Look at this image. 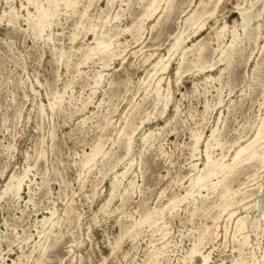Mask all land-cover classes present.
<instances>
[{
  "label": "rangeland",
  "instance_id": "rangeland-1",
  "mask_svg": "<svg viewBox=\"0 0 264 264\" xmlns=\"http://www.w3.org/2000/svg\"><path fill=\"white\" fill-rule=\"evenodd\" d=\"M9 1L0 0V190L3 189L7 178L11 174L20 175L27 169L29 173L22 185L21 198L16 200L17 197L9 193L0 200V264H13V260L17 264H103V262H106L105 264H182V257L201 234L202 229L205 226L213 229V218L218 215L220 206L224 203V199L217 198L218 190L213 195L210 194L205 200L203 198L201 200V197L194 192L187 199V204L184 201L170 212L165 211L163 217L166 218H163V221L167 224L169 232L164 249V251L166 250V259L158 258L156 260L151 255L160 246L159 235L156 226L153 225L149 227L148 224L147 226L144 224L131 234L126 233L127 236L123 234V240L121 239L120 245L118 244L119 247L114 246V243L121 236V231L132 220H138L141 215L151 211V208H162L171 196L184 193V187L188 185L189 174L194 173L191 172L190 163H197V167H203L202 143L199 145V152L196 153V157L191 158L190 147L193 143L192 134L194 132L200 131L199 133H202L203 142L210 134V130L217 127L219 140L225 143L223 153L227 154L228 146L232 141L240 138V142L244 143L245 140L253 139L264 130V87L262 86L264 83V49L261 47L264 45V10L262 15L256 18L257 20L254 19L247 27V33L254 36L256 23L261 24L258 31L260 33L258 41H253V39H247L241 28L238 27L241 23L239 10L249 8L248 2L252 0H244L246 3L242 0H222L217 8L218 10L212 17L207 18L208 15L201 17V20L205 21L204 29L195 32L184 24V19L195 10L201 12V9L198 8L201 0H173L169 14L163 12L162 9H158L156 14H153L154 16L144 18L143 23L139 22V18L141 19L143 9L149 0H113V7L105 6L107 0H98L99 3L93 0L87 12L88 16L83 20L85 23L89 22L88 25L82 23V25L77 26L76 22H79L80 11L83 10L86 4L88 5V0H81V4L79 3L72 12L69 10L64 13L61 10L54 18L55 23L51 28H47L42 37H39L28 27L24 19L28 15L30 17L35 16L34 6L32 4L28 5L25 0ZM36 1L38 3L42 1L41 3L46 4L45 0ZM214 1L210 0L206 9H211ZM262 2V0L256 2L252 10H260ZM10 6H14V12L17 15L15 24L7 22ZM165 6L164 2L161 3L162 8ZM239 7L241 8L239 9ZM138 9L140 10L138 11ZM115 14L118 15L116 20L118 23L112 18ZM90 15L93 16L90 17L91 19L89 18ZM107 17L110 24L107 23L105 28L112 29L108 34L112 35L114 32L119 31L120 37L118 38V35L114 36L115 38L112 37V40L114 38L113 43L115 46L116 41L121 44L119 46L121 50L117 49V53L120 52L119 56L121 57H114V61L111 60L112 63L108 61V66L101 68L97 56L86 60L84 59V53L88 47L95 45L92 43L94 34L90 30L91 25H96L95 30L97 29L98 32L101 29V25L98 24H101ZM134 22L135 24H132ZM224 22L227 24V31L223 43L228 44L230 42V32L233 27L237 28L241 41L228 60L220 61V57H222L220 52L214 51L217 49L215 32L217 27H220ZM130 23L132 25L128 28ZM58 24L59 26H57ZM143 24L145 27L142 26ZM71 25L72 27H70ZM86 25L90 27L87 28ZM110 25L113 27L115 25V30ZM139 25L141 26L142 37L139 40L141 42L138 41V43L131 36L135 32L134 29ZM118 27L119 29H117ZM127 28V33L123 34L126 31H122V29ZM143 29L144 31H142ZM130 30L131 34H129ZM50 31V39H46V34ZM111 31L112 33H110ZM180 31H184L185 36L189 34L188 40L184 43L185 46H191L201 38L199 41L205 47L199 62H197L194 53L186 55L187 59L185 58L186 62L182 65L180 78H177L175 74L180 60V52L173 55L168 70L159 74V77H163L161 81L162 93L166 95L167 88H169L171 95V100L167 108L164 109L162 103L155 105L152 94L143 91L145 85H141L140 80L150 68L152 60L159 57V55L167 54V49L170 47L175 33L177 34ZM71 35L76 36L74 41H71ZM82 40H84V43H82ZM71 42L74 44L72 45ZM126 49L127 51H125ZM147 53L153 54V57L150 62L143 63V57L147 56ZM195 65H203L205 68L197 69ZM97 71H101L103 78L102 83L95 87L92 77ZM206 76H209L208 80ZM203 81L204 83H202ZM63 87H66V89ZM219 98L222 99V103L217 104ZM52 99L55 101L56 106L51 109L48 105ZM88 99L90 102L83 108L82 104ZM175 105L178 106L177 110H174ZM41 107L43 111L39 112ZM76 109L78 112H74ZM129 112L132 114L131 116ZM103 116H105V119L101 120L104 118ZM127 120L131 122V129L135 126L138 129L134 132L132 152L127 158L123 159L126 140L124 136L121 137V134L118 135L117 133ZM108 121L109 124L106 126ZM141 121L146 123L141 124ZM130 128L128 131H130ZM148 132L152 133L150 143L153 146L140 144L142 143L140 137ZM91 138L93 139L91 140ZM99 140L103 142V149L107 155L103 158L98 156L95 158V162L93 161L86 168L82 167L83 155L90 152ZM87 145H90V147ZM121 145L124 147H120ZM147 147L149 148L147 149ZM212 153L216 156L221 153V150L215 148ZM231 153L232 150L229 154ZM129 160L132 163L128 168ZM252 167L246 165L240 167L239 173L232 178V180L235 179V182L230 181V188L236 192L237 195L234 197L237 201L241 196V192L243 193L245 190L247 193L250 192L249 188L256 189L259 187L258 195L255 194L251 199L240 203L241 205L235 204L230 209L237 211L234 217L245 215L247 212L248 223L245 234L248 235L249 248L245 249L243 257H249V253L253 252L254 258L264 264V256L262 255L264 254V182L262 181L264 180V170L261 169L260 172L257 168L255 170V167ZM126 168L128 172L125 177L119 178L120 186L118 190L120 191L117 190L114 196L111 197V201L109 197L110 182L113 175L115 172L123 171ZM86 170H88L87 173ZM251 173L257 175L256 182L251 181V176H253ZM132 175L136 178H133ZM130 178L133 179L130 180ZM76 179H80V182ZM70 180L71 182H69ZM122 188L123 190H121ZM28 190L30 191L27 193ZM95 194L97 197H95ZM202 194L205 195L206 191L202 190ZM192 198L196 201L189 204L188 202H191ZM248 203L253 207L251 206L252 208L247 211L244 209V205ZM67 204L71 205L72 213L69 211ZM63 209L64 213H62ZM53 210L55 212L54 219L58 218L59 224L51 232H48L45 238L39 237L40 221L43 217L49 216L50 211ZM65 211L70 216H67ZM73 213L76 214L75 217ZM139 213H141L140 216ZM225 217L226 213L221 215L220 221L218 220L219 228L216 230L218 237L214 235L211 241L207 239L203 242V245L207 244V247L204 246V251L211 252L209 264H232L238 259L239 253L235 246L236 243L233 242L230 236L232 235L233 222L228 224L227 235H225L223 228ZM70 219L74 221L70 223ZM255 219H263L260 220L263 228L260 227L258 231L253 228L254 224L251 226ZM153 228L154 230H152ZM142 229H144L145 234ZM199 229L201 230L199 231ZM3 233L6 234L3 235ZM53 235L54 238H52ZM2 239L5 241L3 242ZM39 257L41 261L34 263L35 259ZM199 261L196 258V263H199Z\"/></svg>",
  "mask_w": 264,
  "mask_h": 264
},
{
  "label": "bare ground",
  "instance_id": "bare-ground-1",
  "mask_svg": "<svg viewBox=\"0 0 264 264\" xmlns=\"http://www.w3.org/2000/svg\"><path fill=\"white\" fill-rule=\"evenodd\" d=\"M9 1V0H8ZM20 1V0H19ZM26 2H27V4L28 5H30V4H32L33 6H34V8H35V11H36V14H35V16H32V17H30L29 15L26 17V18H24L25 19V21H26V23H27V25H28V27L31 29V30H33V32L35 33V35L36 36H39V37H42V34L44 33V31L47 29V28H51V26L53 25V23H55L53 20H55L54 18H56L57 17V15H58V13L61 11V10H63L64 11V13H65V11H69V10H71V12L77 7V5L80 3V1L81 0H45L46 1V4H43V3H41V2H37L36 0H25ZM45 1H43V2H45ZM85 1H87V0H85ZM92 1L93 0H88V5L86 4V6H84V8H83V10L82 11H80V13H79V22H76L77 23V26H80V25H82V23H85V22H83V20L88 16L87 15V12H88V10H89V7H91L90 6V3L92 4ZM97 2H98V0H96ZM117 1V0H116ZM116 1H115V3H116ZM172 1L173 0H149L147 3H146V5H145V7H144V9H143V12H142V14H141V19L139 18V22H141V23H143V19L144 18H150L153 14H156V11L158 10V9H162L163 10V12L165 11L167 14H169V11L171 10V3H172ZM242 1H244V0H242ZM258 1H261V0H252V1H250V2H248L249 3V8L247 7V8H242L241 10H239V15H240V20H241V23H240V25L238 26V27H240L241 28V30H242V32H243V34L245 35V37L247 38V39H253V41H258L257 39H258V37H259V29H260V26H261V24L259 23H256L257 25L255 26V28H256V33H255V35L254 36H250L248 33H247V27L252 23V21L254 20V19H256V18H259L261 15H262V12H263V10H264V0H262L263 2V4H261V8H260V10H258V11H254V10H252L253 8L252 7H254L255 5H256V2H258ZM165 3V7L164 8H162L161 7V3ZM222 2V0H215L214 2H213V5H212V7H211V9H206V7L208 6V4L210 3V0H206V1H204V0H201L200 2H199V4H198V8H200L201 9V12H198L197 10H195V11H193V12H191L190 14H189V16L188 17H186L184 20H185V25L189 28V29H193L192 31L193 32H195V31H200L204 26H205V21H203V20H201V17L203 16V15H208V17L207 18H210V17H212L213 15H214V13L216 12V10H218L217 8H218V6L220 5V3ZM245 3H246V1H244ZM9 3H10V1H9ZM13 3V2H12ZM22 3V2H21ZM20 3V4H21ZM84 3V2H83ZM93 3H95V2H93ZM99 3V2H98ZM112 3H113V0H107V3H106V7H109V6H112ZM141 3V2H140ZM20 4H19V6H20ZM81 4V3H80ZM97 4V3H96ZM145 4V3H144ZM191 4V3H190ZM237 4H239V3H237ZM236 4V5H237ZM255 4V5H254ZM7 5V4H6ZM15 5V4H14ZM125 5V4H124ZM243 5V4H242ZM95 6V5H94ZM104 6V7H105ZM121 6V5H120ZM238 6V5H237ZM93 7V6H92ZM103 7V8H104ZM113 7V6H112ZM234 7L236 8V6L234 5ZM233 7V8H234ZM242 7V6H241ZM241 7H239V9L241 8ZM21 8H22V5H21ZM143 8V7H142ZM82 9V8H81ZM94 9V8H93ZM102 9V8H101ZM105 9V8H104ZM109 9V8H108ZM118 9V8H117ZM14 10H15V8H14V6L12 7V6H10L9 7V11H8V18H7V22H9V23H12V24H15L14 22L16 21V19H17V15H16V13L14 12ZM97 10V9H96ZM100 10V9H99ZM103 10V9H102ZM120 10V9H119ZM140 9H138V11H139ZM236 11H237V9H236ZM236 11H234V12H236ZM78 12V11H77ZM96 12V11H95ZM107 12V11H106ZM121 13H122V11H120ZM110 13H111V11H110ZM185 13V12H184ZM20 14V13H19ZM67 14H68V12H67ZM78 14V13H77ZM90 14V13H89ZM92 14V13H91ZM112 14V13H111ZM69 16H70V14H68ZM20 16V15H19ZM18 16V17H19ZM22 16V15H21ZM67 16V15H66ZM92 15H90L89 16V18L91 17ZM109 16V15H108ZM136 16V15H135ZM154 16V15H153ZM4 17H5V15H4ZM68 17V16H67ZM75 17V16H74ZM73 17V18H74ZM77 17V16H76ZM93 17V16H92ZM97 17L98 18H100V16H98L97 15ZM103 17V16H102ZM180 17V16H179ZM21 19L23 18V17H20ZM112 18H114V20L116 21L117 20V18H118V15L117 14H115V16L114 17H112ZM135 18H137V17H135ZM159 18V17H158ZM59 19V18H58ZM57 19V20H58ZM71 19V18H70ZM91 19V18H90ZM89 19V20H90ZM96 19V18H95ZM104 19V18H103ZM203 19V18H202ZM1 20V19H0ZM68 20V19H67ZM87 20V19H86ZM119 20V19H118ZM146 20H148V19H146ZM180 20V19H179ZM257 20V19H256ZM88 21V20H87ZM95 21V20H94ZM102 21V20H101ZM134 21V20H133ZM132 21V22H133ZM206 21H207V19H206ZM224 21V20H223ZM117 22V21H116ZM136 22H137V20H136ZM1 23V22H0ZM58 23V22H57ZM60 23V22H59ZM62 23V22H61ZM72 23H74V22H72ZM87 23V22H86ZM85 23V24H86ZM89 23V22H88ZM88 23H87V25H88ZM90 23L92 24V22L90 21ZM107 23H109V19H108V17L104 20V21H102V23L101 24H98V25H101V29H99V31L97 32L96 30H95V28H96V25H91V27H90V30H92L93 31V34H94V39H93V37H92V39H93V42L92 43H94L95 45L93 46V47H88L87 48V50H85L86 52L84 53V59H89L90 60V58L91 57H94V56H97V58H98V63H100L101 64V68H105V67H107L108 66V61H110L111 62V60H112V62L114 61L113 59H114V57H116V56H119L120 54V52L119 53H117V49L119 48V46L121 45L118 41H116V46H115V44L113 43L114 41V36H117L118 35V38L120 37L119 36V31H117V32H114L112 35H110V34H108V32L110 31V30H112L111 28L109 29H106L105 28V25L107 24ZM112 23H114V22H112ZM118 23V22H117ZM110 24V23H109ZM132 24H135V22L134 23H132ZM131 23H130V26L128 27V28H130L131 27V25H132ZM157 24V23H156ZM155 24V25H156ZM17 25V24H16ZM15 25V26H16ZM61 25V24H60ZM63 25V24H62ZM86 25V26H87ZM118 25V24H117ZM14 26V27H15ZM57 26H59V24L57 25ZM111 26V25H110ZM142 26H144V24L142 25ZM154 26V25H153ZM20 27V26H19ZM67 28H68V26H66ZM70 27H72V25L70 26ZM88 26H87V28H89ZM100 27V26H99ZM109 27V26H108ZM111 27H113V26H111ZM120 27V26H119ZM119 27L117 28V29H119ZM133 27V26H132ZM145 27V26H144ZM58 28H60V27H58ZM62 28H63V26H62ZM86 28V27H85ZM114 30H115V25H114ZM128 28L127 29H122V31H126V32H122L123 34H125V33H127V31H128ZM20 29H22V28H20ZM25 29H26V27H25ZM73 29V28H72ZM152 29V28H151ZM204 29V28H203ZM262 29V28H261ZM24 30V29H23ZM61 30V29H60ZM78 30V29H77ZM77 30H76V32H77ZM84 30V29H83ZM89 30V31H90ZM132 30V29H131ZM131 30H130V33L129 34H131ZM135 32H133L132 33V36H131V38L133 37V40H135V42H138L139 40H141L140 38L142 37L141 36V26L139 25V26H137L135 29ZM182 30V29H181ZM17 31V30H16ZM20 31V30H19ZM22 31V30H21ZM30 31V30H29ZM88 31V32H89ZM121 31V30H120ZM142 31H144V29L142 30ZM226 31H227V24L224 22L220 27H217V29H216V32H215V39H216V41L215 42H217V49H215L214 51H219L220 52V56H222V57H220V61H225V60H228L229 58H230V56L232 55V52L234 51V49H235V47L240 43V41H241V39H240V36H239V34H238V30H237V28L236 27H233V29H231V39H230V42L228 43V44H224L223 43V38H224V36H225V33H226ZM177 32V31H176ZM186 32V31H185ZM58 33V32H57ZM66 33H68V32H66ZM70 33V32H69ZM74 33V32H73ZM72 33V34H73ZM83 33H84V31H83ZM90 33V32H89ZM110 33H112V31L110 32ZM187 33H189V32H187ZM64 34V33H63ZM193 34V33H192ZM32 35V34H31ZM50 35H51V31L48 33V34H46V39H50ZM65 35H67V34H65ZM83 35V34H82ZM85 35V34H84ZM69 36V35H68ZM86 36H87V34H86ZM196 36V35H195ZM72 37V38H71ZM71 41H74L75 40V38H76V36L75 35H71ZM82 37V36H81ZM112 37H114L113 38V40H112ZM144 37V36H143ZM210 37V36H209ZM226 37V36H225ZM264 37V36H263ZM64 38V37H63ZM67 38V37H66ZM85 38V37H84ZM83 38V39H84ZM117 38V39H118ZM188 38H189V34L188 35H184V31H180V32H178L177 34L175 33V35H174V37H173V41H172V43H171V45H170V47L167 49V56L166 55H163V56H161V55H159V57H157L156 59H154V60H152L151 61V59H152V57H153V54H148L147 53V56L145 55L144 57H143V63H147V62H150V68L145 72V76L140 80V83H141V85H145L144 87H145V90H143L144 92H146V93H148V94H152L151 96L153 97V101H154V103H155V105H160V103H162V105H163V107H164V109H166L167 108V106H168V104H169V102H170V100H171V95H170V90H169V88H167V94L166 95H164L163 93H162V87H161V81L163 80V77H159V74H161V73H164V72H166L167 70H168V68H169V66H170V62H171V59H172V57H173V55L176 53V52H180V60H179V63H178V67H177V69H176V72H175V74H176V76H177V78H180L181 77V74H182V72H181V69H182V65L186 62V60H185V58H186V55L188 54V53H194L195 55H196V57H197V62H199V61H201V57H202V54H203V49H204V47H205V45H202L201 44V42L199 41V40H201V38L198 40V42L197 43H193L191 46H185L184 45V43H185V41L186 40H188ZM212 38V37H211ZM61 39V38H60ZM35 40V39H34ZM56 40H57V38H56ZM38 41V40H37ZM42 41V40H41ZM44 41V40H43ZM49 41V40H48ZM47 41V42H48ZM57 41H59V40H57ZM79 41V40H78ZM77 41V42H78ZM84 40H82V43H84L83 42ZM91 41V40H90ZM126 41V40H125ZM209 41V40H208ZM134 42V41H133ZM139 42H141V41H139ZM138 42V43H139ZM210 42V41H209ZM264 42V41H263ZM49 43V42H48ZM72 43V42H71ZM88 43H89V41H88ZM91 43V44H92ZM122 43V42H121ZM137 43V44H138ZM211 43H212V41H211ZM258 43V42H257ZM35 44V43H34ZM54 44H55V42H54ZM56 44H58V43H56ZM67 44V43H66ZM69 44V43H68ZM74 43H72V45H73ZM77 44V43H76ZM90 44V45H91ZM123 44V43H122ZM126 44V43H125ZM134 44H136V43H134ZM79 45V44H78ZM127 45V44H126ZM190 45V44H189ZM256 45V44H255ZM46 46V45H45ZM52 46H54V45H52ZM65 46V45H64ZM70 46H71V44H70ZM79 46H81V45H79ZM92 46V45H91ZM55 47V46H54ZM63 47V46H62ZM262 47V49H264V45L263 46H261ZM260 47V48H261ZM257 48H258V46H257ZM60 49V48H59ZM78 49V48H77ZM120 49V48H119ZM63 50V49H62ZM121 50V49H120ZM71 51V50H70ZM75 51V50H74ZM80 51V50H79ZM78 51V52H79ZM125 51H127V49L125 50ZM124 50H123V52H125ZM56 53V52H55ZM71 53V52H70ZM73 53V52H72ZM75 53V52H74ZM133 53V52H132ZM135 53V52H134ZM141 53V52H140ZM214 53V52H213ZM216 53V52H215ZM59 54V53H58ZM131 54V53H130ZM78 55H79V53H78ZM123 55V54H122ZM193 55V54H192ZM75 56V55H74ZM60 57V56H59ZM121 56H119V58H120ZM61 58V57H60ZM65 59V58H64ZM96 59V58H95ZM187 59V58H186ZM191 59H192V57H191ZM19 61V60H18ZM64 61V60H63ZM67 61H68V59H67ZM66 61V62H67ZM81 61V60H80ZM62 62V61H61ZM65 62V63H66ZM109 62V63H110ZM111 62V63H112ZM177 62V61H176ZM59 63V62H58ZM57 63V64H58ZM68 63H69V61H68ZM83 63H84V61H83ZM97 63V62H96ZM110 63V64H111ZM122 63V62H121ZM60 64V63H59ZM58 64V65H59ZM187 64V63H186ZM185 64V65H186ZM195 64V63H194ZM55 65V64H54ZM67 65V64H66ZM84 65V64H83ZM132 65V64H131ZM211 65V64H210ZM78 67V66H77ZM77 67H76V69H77ZM80 67H81V65H80ZM195 67H197V69H204L205 68V66H203V65H195ZM259 67V66H258ZM75 68V67H74ZM184 68V67H183ZM108 69V68H107ZM78 70H80V69H78ZM58 71V70H57ZM66 71V70H65ZM196 71V70H195ZM79 72H81V71H79ZM68 73V72H67ZM73 73V72H72ZM193 73V72H192ZM197 73V72H196ZM196 73H194V74H196ZM199 73V72H198ZM203 73V72H202ZM55 75H57V74H55ZM75 76V75H74ZM175 76V77H176ZM258 76V75H257ZM256 76V77H257ZM57 78H59V77H57ZM72 78H73V76H72ZM102 78H103V75H102V73H101V71H97L94 75H93V77H92V80H93V85L96 87V86H99L101 83H102ZM204 78V77H203ZM255 78V77H254ZM71 79V78H70ZM127 79H129V78H127ZM168 79V78H167ZM206 79L208 80L209 79V76H206ZM37 80V79H36ZM110 80V79H109ZM139 80V79H138ZM109 82V81H108ZM170 82V80L168 81V83ZM200 82V81H199ZM106 83H107V80H106ZM124 83V82H123ZM137 83H139V82H137ZM202 83H204V81L202 82ZM201 83V84H202ZM70 84V83H69ZM194 84V83H193ZM199 84V83H198ZM261 84V83H260ZM92 85V86H93ZM89 86V85H88ZM103 86V85H102ZM137 86V85H136ZM193 86V85H192ZM195 86H196V84H195ZM263 87H264V83H263V85H262ZM90 87H91V85H90ZM169 87H170V84H169ZM64 89H66V87H63ZM62 88V89H63ZM69 88V87H68ZM130 88V87H129ZM128 88V89H129ZM137 88V87H136ZM195 88V87H194ZM91 89V88H90ZM96 89V88H95ZM142 89H144L143 87H142ZM93 90V89H92ZM125 90V89H124ZM131 90V89H130ZM166 90V89H165ZM195 90V89H194ZM193 90V91H194ZM59 91V90H58ZM113 91V90H112ZM52 92V91H51ZM53 92H54V90H53ZM116 92H118V91H116ZM63 93H65L64 91H63ZM94 93V92H93ZM92 93V94H93ZM109 93V92H108ZM165 93V92H164ZM172 93V92H171ZM206 93V92H205ZM15 94V93H14ZM52 94V93H51ZM263 94H264V88H263ZM17 95V94H16ZM111 95V94H110ZM132 95V94H131ZM146 95V94H145ZM54 96V95H53ZM57 96V95H56ZM55 96V97H56ZM61 96H63V95H61ZM107 96V95H106ZM116 96V95H115ZM114 96V97H115ZM125 96V95H124ZM148 96V95H147ZM151 96H149V97H151ZM49 97V96H48ZM58 97V96H57ZM59 97H60V95H59ZM108 97H109V95H108ZM111 97V96H110ZM14 99H16V98H14ZM123 99H126V98H123ZM122 99V100H123ZM179 99V98H178ZM53 100V99H52ZM50 101L49 102V108H54L55 106H56V103H55V101L53 100V101ZM92 100V99H91ZM117 100V99H116ZM199 100V99H198ZM49 101V100H48ZM58 101V100H57ZM178 101V100H177ZM88 102H90L89 101V99L86 101V102H84L83 104H82V107L83 108H85L86 107V105L88 104ZM179 102V101H178ZM177 102V103H178ZM59 103V102H58ZM109 103V102H108ZM114 103V102H113ZM116 103V102H115ZM134 103V102H133ZM220 103H222V99L221 98H219L218 99V103L217 104H220ZM41 104V103H40ZM101 104V103H100ZM110 104V103H109ZM136 104V103H135ZM138 104H139V102H138ZM45 105V104H44ZM90 105V104H89ZM88 105V106H89ZM47 106V107H48ZM60 106V105H59ZM112 106V105H111ZM132 106V105H131ZM62 107H63V105H62ZM80 107H81V105H80ZM162 107V108H163ZM205 107V106H204ZM48 108V109H49ZM110 108V107H109ZM128 108H130V107H128ZM128 108L126 109V113H127V110H128ZM37 109V108H36ZM46 109V108H45ZM111 109V108H110ZM110 109H108V110H110ZM136 109V108H135ZM139 109V108H138ZM157 109V108H156ZM178 109V106H176L175 105V108H174V110H177ZM79 110V109H78ZM107 110V111H108ZM153 110H155L154 108H153ZM37 111V110H36ZM43 111V108L41 107L40 108V111L39 112H42ZM45 111V110H44ZM75 111H77V109L76 110H74V112ZM106 111V112H107ZM112 111V110H111ZM125 111V110H124ZM166 111V110H165ZM50 112V111H49ZM78 112V111H77ZM85 112V111H84ZM52 113V112H51ZM69 113V112H68ZM102 113H104V112H102ZM115 113V112H114ZM74 114V113H73ZM147 114V113H146ZM154 114V113H153ZM161 114V113H160ZM83 115V114H82ZM94 115V114H93ZM129 115L131 116L132 114H130V112H129ZM165 115V114H164ZM95 116V115H94ZM122 116V115H121ZM146 116H148V115H146ZM145 116V117H146ZM98 117V116H97ZM102 117V116H101ZM100 117V118H101ZM104 118L103 119H101V120H104L105 119V116H103ZM110 117V116H109ZM126 117H129V116H126ZM142 117V116H141ZM44 118V117H43ZM84 118V117H83ZM123 118V117H122ZM140 118V117H139ZM94 119V118H93ZM99 119V118H98ZM126 119V118H125ZM161 119V118H160ZM113 120V119H112ZM141 120V119H140ZM146 120V119H145ZM154 120V119H153ZM122 121H124V120H122ZM136 121V120H135ZM135 121H132L133 123L135 122ZM98 122V121H97ZM140 122V121H139ZM145 122V121H144ZM143 121H141V124L142 123H144ZM94 123H95V121H94ZM114 123V122H113ZM121 123V122H120ZM123 123V122H122ZM146 123V122H145ZM109 124V121L107 122V124H106V126ZM140 124V123H139ZM82 125V124H81ZM86 125H87V123H86ZM89 125V124H88ZM101 125V124H100ZM115 125V124H114ZM135 125V124H134ZM134 125H132V126H134ZM95 126H96V124H95ZM130 126H131V122H130V120H127V121H125L124 122V124H123V126L121 127V129L119 130V133H117L118 135L119 134H121V137H125V155H124V157H123V159H125V158H127V156L128 155H130V153L132 152V145H133V136H134V132H135V130H137L138 129V127L137 126H135L133 129H131L130 128ZM139 126V125H138ZM82 127V126H81ZM84 127V126H83ZM109 128H110V126H109ZM130 128V131H128V129ZM142 128V127H141ZM86 129V128H85ZM96 129V128H95ZM101 130V129H100ZM192 130H194V129H192ZM91 131V130H90ZM151 131V130H150ZM157 131V130H156ZM203 131V130H202ZM93 132V131H92ZM143 132V131H142ZM152 132H153V130H152ZM200 132V131H199ZM199 132H194L193 134H192V139H193V143L191 144V147H190V154H191V158L192 157H196V153L197 152H199V145L202 143V145H203V150H202V157H203V159H204V162H203V167H197V163H190V168H191V172H194L193 174H189L190 175V177H189V181H187L188 182V185L186 186V187H184V193L183 194H177V195H174V196H171L169 199H168V201H167V203L165 204V206H163L162 208H160V209H152L151 208V211H147L146 213H144L143 215H141L140 216V214L141 213H139V216H140V218L138 219V220H132V217H131V222H130V224L128 225V226H126V228H124L123 229V231H121L122 232V234H121V236L119 237V239L114 243V246H118V244L120 245V242L123 240L122 238V236H123V234H125L126 235V233H128V234H131L132 232H134L136 229H138L139 227L141 228V226H143L144 224H146V226H147V224L149 225V227L151 226V225H153V226H156V231L158 232V235H159V238H158V241H160L159 243H160V246L155 250V252L154 253H152L151 255L152 256H154V259H158V258H160V259H166V250L164 251V249H165V247H166V242H167V236L169 235V232H168V229H167V224L165 223V221H163V218H166V217H163V215H164V213H165V211H171V210H173V209H175L177 206H180L179 204L180 203H183L184 201H185V203L187 204V199L189 198V197H191V195L195 192L196 193V195H198L199 197H201V200H202V198L205 200V199H207L208 197H209V195L211 194V195H213L214 193H215V191H217L218 190V192H217V198H220V199H224V203L220 206V205H218V206H220V210H219V213H218V215L217 216H215L214 218H213V224H212V226H213V229H210V227H206L205 226V228L204 227H202V228H204V229H202V232H201V234H199V232H198V234H199V236L194 240V242L192 243V245H191V247L186 251V253H185V255L182 257V259H181V262H182V264H209V262L211 261V252H206V251H204V246H206L207 247V244L206 245H203V242L205 241V240H212L213 239V237H214V235H216V230H218V228H219V224H218V220L220 219V217H221V215L222 214H224V213H226V217H225V223H224V225H223V228H224V232H225V235H227L226 233H227V230H228V224H231V222H233V229H232V235H230L231 236V238H232V240H233V242H235L236 243V249H237V251H238V253H239V256H238V259L237 260H235L232 264H261V262L260 261H258V260H256L255 258H254V256H253V252H250L249 254V257H243L244 256V251H245V249H247V247L249 246V239H248V235L247 234H245V231H246V229H247V218H248V216L246 215L247 214V212H246V214L244 215H241V216H236V217H234L236 214H237V211H232L230 208L231 207H233L235 204H239V205H241L240 203H242V202H244V201H246V200H248V199H251V197L253 196V195H255V194H257L258 192H259V187L258 188H253V189H251V188H249L250 189V192H248L247 193V191L245 190V192H241V196H240V198L238 199V201L235 199V197L234 196H236L237 194H236V192H234V190L232 191L231 190V188H230V181L232 180V178L237 174V173H239V169H240V167H242L243 165L245 166H253V167H255V170H256V168H257V170H261V169H263L264 170V130L263 131H261L257 136H255L253 139H250V140H245V142L244 143H241L240 142V138H238V139H236V140H234V141H232L231 143H230V145L228 146L229 148H228V150H227V154H224L223 153V151H225V150H223V148L225 149V143L224 142H221L220 140H219V132H218V128L217 127H214V128H212L211 130H210V134L204 139V141L202 142V138H203V135H202V133H199ZM10 133V132H9ZM12 133V132H11ZM156 133V132H155ZM191 133H192V131H191ZM101 134V133H100ZM151 132H148V133H145V134H143L141 137H140V142H142V143H140V144H143V145H149V146H153L152 145V143H150V138H151ZM114 135V134H113ZM112 135V136H113ZM118 135H116V136H118ZM154 135V134H153ZM152 135V136H153ZM220 135H222V134H220ZM99 136V135H98ZM111 136V137H112ZM99 137H101V136H99ZM110 137V138H111ZM119 137V136H118ZM164 137V136H163ZM241 137V136H240ZM223 138V137H222ZM93 138H91V140H92ZM96 139V138H95ZM224 139V138H223ZM97 140V139H96ZM107 140V139H106ZM152 140H154V139H152ZM162 140V139H161ZM111 141V140H110ZM110 141H108V142H110ZM113 141V140H112ZM192 141V140H191ZM231 141V140H230ZM92 142V141H91ZM97 142V141H96ZM114 142H116V141H114ZM153 142V141H152ZM156 142V141H155ZM88 144V143H87ZM93 144V143H92ZM111 144V143H110ZM124 144V143H123ZM154 144V143H153ZM158 145L160 144V143H157ZM87 146H89L90 147V145H87ZM190 146V145H189ZM104 147H106V146H104ZM120 147H124V146H120ZM142 147V146H141ZM156 147H157V145H156ZM149 147H147V149H148ZM215 148H219L220 150H221V153L220 154H218V155H213V153H212V150L213 149H215ZM11 149V148H10ZM159 149V148H158ZM189 149V148H188ZM104 149H103V142L101 141V140H99L92 148H91V150H90V152H87V153H85L84 155H83V157H84V159H82L83 161H82V167H87L88 165H90L94 160H95V158L96 157H98V156H100V157H105L106 155H107V153L105 152V150L103 151ZM157 150V149H156ZM232 150V153L231 154H229V152ZM107 151V150H106ZM139 151H141V150H139ZM158 151V150H157ZM164 151V150H163ZM108 152V151H107ZM111 152V151H110ZM109 152V153H110ZM115 152V151H114ZM143 152V151H142ZM189 152V151H188ZM45 153V152H44ZM84 153V152H83ZM165 153V152H164ZM201 153V152H200ZM4 154V153H3ZM11 154V153H10ZM42 156V155H41ZM99 157V158H100ZM111 157V156H110ZM109 157V158H110ZM115 157V156H114ZM118 157V156H117ZM130 157V156H129ZM189 157V156H188ZM43 158V157H42ZM185 158H186V156H185ZM115 159V158H114ZM132 159V158H131ZM106 160H107V158H106ZM111 160V159H110ZM116 160V159H115ZM139 160V159H138ZM124 161V160H123ZM148 161V160H147ZM185 161H187V160H185ZM252 161V162H251ZM25 162V161H24ZM95 162V161H94ZM97 162V161H96ZM189 162H190V160H189ZM251 162V163H250ZM72 163V162H71ZM111 163H112V161H111ZM118 163V162H117ZM122 163V162H121ZM132 162L129 160V164H128V168H129V165L131 164ZM139 163V162H138ZM138 163H136V165H138ZM142 163V162H141ZM187 163H188V161H187ZM54 164V163H53ZM96 164V163H95ZM99 164V163H98ZM107 164V163H106ZM70 165V164H69ZM94 165V164H93ZM139 165H140V163H139ZM4 166V165H3ZM66 166V165H65ZM73 166V165H72ZM117 166H119V165H117ZM29 167V166H28ZM27 167V168H28ZM81 167V166H80ZM91 167H92V165H91ZM108 167H110V165H108ZM114 167H115V165H114ZM125 167H127V166H125ZM252 167V168H253ZM30 168V167H29ZM65 168V167H64ZM97 168V167H96ZM189 168V169H190ZM68 169V168H67ZM88 169V168H87ZM91 169V168H90ZM107 169V168H106ZM69 170V169H68ZM100 170V169H99ZM113 170V169H112ZM131 170V169H130ZM246 170V169H245ZM66 171V170H65ZM75 171H76V169H75ZM82 171V170H81ZM80 171V172H81ZM87 171L88 170H86V173H87ZM92 171V170H91ZM105 171V170H104ZM103 171V172H104ZM108 171V170H107ZM106 171V173H108ZM254 171V170H253ZM258 171V172H259ZM79 172V173H80ZM93 172V171H92ZM91 172V173H92ZM101 172V171H100ZM103 172H102V174H103ZM127 172H128V169L126 168V169H123V171H120V172H115L114 173V175H113V178H112V180H111V182H110V200H111V197L112 196H114V194L117 192V190H118V187L120 186V179L121 178H123V177H125V175L127 174ZM256 172V171H255ZM261 172V171H260ZM15 173V172H14ZM28 173H29V170L27 169V170H25L22 174H11L8 178H7V180H6V182H5V184H4V186H3V189L2 190H0L1 192H0V200L5 196V195H7V194H12L14 197H17L16 198V200L18 199V198H21V191H22V185H23V182H24V179L26 178V176L28 175ZM66 173V172H65ZM76 173V172H75ZM85 173V174H86ZM95 173V172H94ZM105 173V172H104ZM110 173V172H109ZM108 173V174H109ZM132 173V172H131ZM134 173V172H133ZM254 173V172H253ZM93 174V173H92ZM91 174V175H92ZM136 174V173H135ZM252 174V173H251ZM104 175V174H103ZM182 175V174H181ZM253 175V174H252ZM86 176V175H85ZM84 176V177H85ZM135 176V175H134ZM257 175H253V176H251L252 177V179H251V181H255L256 180V177ZM96 177V176H95ZM103 177V176H102ZM132 177H133V175H132ZM178 177V176H177ZM83 178V177H82ZM120 178V179H119ZM133 178H136V177H133ZM133 178H130V180L131 179H133ZM182 178V177H181ZM236 178V177H235ZM84 179V178H83ZM82 179V180H83ZM102 179V178H101ZM104 179V178H103ZM238 179V178H237ZM76 180H78V179H76ZM80 180V179H79ZM78 180V182H80ZM122 180H124V179H122ZM235 180V179H234ZM234 180H232V181H234ZM102 181V180H101ZM173 181H175V180H173ZM183 181V180H182ZM250 181V180H249ZM263 182H264V180H262ZM32 182V181H31ZM69 182H71V180L69 181ZM82 182V181H81ZM235 182V181H234ZM256 182V181H255ZM122 183H123V181H122ZM128 183H130V182H128ZM175 183V182H174ZM232 183V182H231ZM239 183V182H238ZM69 184V183H68ZM124 184V183H123ZM152 184V183H151ZM241 184V183H240ZM27 185V184H26ZM30 185V184H29ZM32 185V184H31ZM79 185V184H78ZM81 185H82V183H81ZM239 185V184H238ZM257 185V184H256ZM255 185V186H256ZM122 186V185H121ZM128 187V186H127ZM183 187V186H182ZM181 187V188H182ZM261 187H262V185H261ZM81 188V187H80ZM80 188H78L79 190H80ZM98 188V187H97ZM97 188H96V191H97ZM124 188V187H123ZM123 188L121 189V190H123ZM134 188H135V186H134ZM158 188V187H157ZM239 188V187H238ZM241 188V187H240ZM27 189V188H26ZM126 189V188H125ZM124 189V191H126ZM255 189V190H254ZM34 190V189H33ZM78 190V191H79ZM93 190V189H92ZM202 190H205L206 191V194L205 195H203L202 194ZM236 190V189H235ZM254 190V191H253ZM30 190H28L27 191V193L29 192ZM35 191V190H34ZM118 191H120V190H118ZM130 191V190H129ZM133 191V190H132ZM165 191V190H164ZM92 192H94V191H92ZM123 192V191H122ZM97 193V192H96ZM261 193V192H260ZM30 194V193H29ZM29 194H27V195H29ZM72 194V193H71ZM98 194V193H97ZM32 195H33V193H32ZM96 195V194H95ZM100 195V194H99ZM98 195V196H99ZM118 195V194H117ZM122 195V194H121ZM125 195V194H124ZM173 195V194H172ZM258 195V194H257ZM9 196V195H8ZM92 196V195H91ZM123 196V195H122ZM239 196V195H238ZM11 197V196H10ZM50 197V196H49ZM71 197V196H70ZM95 197H97V195L95 196ZM94 197V198H95ZM193 197H195V196H193ZM65 198V197H64ZM93 198V199H94ZM114 198V197H113ZM124 198V197H123ZM122 198V199H123ZM162 198H163V195H162ZM8 199H9V197H8ZM12 199V198H11ZM160 199H161V197H160ZM15 200V199H14ZM90 200H92V199H90ZM213 200V199H212ZM257 200V199H256ZM13 201V200H12ZM29 201H30V199H29ZM112 201V200H111ZM110 201V202H111ZM196 200L194 199V198H192V201L191 202H188L189 204H191V203H193V202H195ZM208 201H211V200H208ZM18 202V201H17ZM26 202V201H25ZM24 202V203H25ZM69 202V201H68ZM88 202V201H87ZM202 202V201H201ZM248 202V201H247ZM16 203V202H15ZM64 203V202H63ZM211 203V202H210ZM30 204V203H29ZM72 204V203H71ZM208 204V203H207ZM28 205V204H27ZM26 205V206H27ZM65 205V204H64ZM68 206H69V211L71 212V210L73 211V209L71 208V205H69V204H67ZM66 205V206H67ZM181 205H183V204H181ZM193 205V204H192ZM202 205V204H201ZM205 206H207L206 204H204ZM209 205V204H208ZM211 205V204H210ZM53 206H54V204H53ZM67 206V207H68ZM75 206V205H74ZM186 206V205H185ZM200 206V205H199ZM252 205L250 204V203H248L247 205H244V209L245 210H247L248 211V209L250 208H252L251 207ZM257 206V205H256ZM11 207V206H10ZM13 207V206H12ZM24 207V206H23ZM65 207V206H64ZM67 207H65V208H67ZM101 207V206H100ZM106 207V206H105ZM158 207V206H157ZM213 207V206H212ZM180 208V207H179ZM199 208V207H198ZM202 208V207H201ZM205 208H207V207H205ZM217 208V207H216ZM25 209V208H24ZM76 209V208H75ZM101 209V208H100ZM149 209V208H148ZM183 209V208H182ZM184 209H185V207H184ZM196 209V208H195ZM203 209V208H202ZM208 209V208H207ZM68 210V209H67ZM107 210V209H106ZM146 210V209H145ZM210 210H212V209H210ZM257 210V209H256ZM75 211V210H74ZM209 211V210H208ZM261 211V210H260ZM263 211V210H262ZM24 212V211H23ZM142 212V211H141ZM144 212V211H143ZM192 212V211H191ZM200 212V211H199ZM57 213H58V211H57ZM62 213H64V209H63V211H62ZM72 213V212H71ZM75 213V212H74ZM74 213H73V215H74ZM186 213V212H185ZM202 213V212H201ZM210 213V212H209ZM263 213V212H262ZM65 214H67V212L65 211ZM212 214V213H211ZM57 215V214H56ZM69 214H67V216H68ZM76 215V214H75ZM75 215H74V217H75ZM78 215V214H77ZM191 215H193V214H191ZM200 215V214H199ZM204 215V214H203ZM262 215V214H261ZM54 216H55V212H54V210L53 211H50V215L49 216H45V217H43V219L40 221V225H41V230L40 231H38V235H39V237H44L45 238V236H46V234L48 233V232H51V230L55 227V226H57L58 224H59V220H57V219H54ZM70 216V215H69ZM201 216V215H200ZM209 216V215H208ZM264 216V215H263ZM73 217V216H72ZM71 217V218H72ZM125 217V216H124ZM192 217V216H191ZM190 217V218H191ZM254 217V216H253ZM62 218V217H61ZM63 218H64V216H63ZM68 218V217H67ZM70 218V217H69ZM202 218V217H201ZM80 219H81V217H80ZM79 219V220H80ZM124 219V218H123ZM128 219V218H127ZM205 219V218H204ZM69 220V219H68ZM71 220V219H70ZM94 220V219H93ZM122 220V219H121ZM130 220V219H129ZM252 220V219H251ZM260 220H263V219H260ZM260 220L259 219H255L254 220V222L253 223H251V226H252V224H254V227L253 228H255L257 231H258V229L260 228V227H262L261 226V224H260ZM74 220H71L70 221V223L71 222H73ZM77 221V220H76ZM92 221V220H91ZM220 221V220H219ZM69 222V221H68ZM77 223H79V222H77ZM120 223H122V222H120ZM80 224V223H79ZM39 225V224H38ZM89 225V224H88ZM118 226H119V224H118ZM231 226V225H230ZM68 227H70V226H68ZM80 228H81V226H80ZM139 228V229H140ZM143 228V227H142ZM263 228V227H262ZM38 229V228H37ZM89 229V228H88ZM39 230V229H38ZM143 230V233H144V229H142ZM152 230H154V228L152 229ZM170 230V229H169ZM201 229H199V231H200ZM250 231V230H249ZM262 231V230H261ZM260 231V232H261ZM27 232V231H26ZM140 232V231H139ZM252 232V231H251ZM86 234H87V231L85 232ZM150 233V232H149ZM247 233V232H246ZM6 234V233H5ZM4 233H3V235H5ZM120 234V233H119ZM127 234V235H128ZM145 234V233H144ZM224 234V233H223ZM229 234V233H228ZM250 234V233H249ZM255 234V233H254ZM262 234V233H261ZM14 235V234H13ZM23 235V234H22ZM42 235V236H41ZM55 235V234H54ZM54 235H53V237L52 238H54ZM126 235V236H127ZM157 235V234H156ZM219 235V234H218ZM15 236V235H14ZM52 236V235H51ZM131 236V235H130ZM129 236V237H130ZM143 236V235H142ZM217 236V235H216ZM258 236H259V234H258ZM264 236V235H263ZM12 237V236H11ZM25 237V236H24ZM30 237V236H29ZM125 237V236H124ZM140 237V236H139ZM156 237V236H155ZM218 237V236H217ZM227 237V236H226ZM5 238V237H4ZM171 238V237H170ZM194 238V237H193ZM8 239V238H7ZM14 239V238H13ZM12 239V240H13ZM20 239V238H19ZM27 239V238H26ZM122 239V240H121ZM130 239H132V238H130ZM226 239V238H225ZM258 239V238H257ZM256 239V240H257ZM23 240V239H22ZM21 240V241H22ZM50 240V239H49ZM116 240V239H115ZM216 240V239H215ZM2 241H3V239H2ZM5 241V240H4ZM3 241V242H4ZM56 241V240H55ZM58 241V240H57ZM75 241V240H74ZM130 241V240H129ZM137 241V240H136ZM168 241H169V239H168ZM171 241H172V239H171ZM3 242H1V243H3ZM174 242V241H173ZM15 243V242H14ZM19 243V242H18ZM45 243V242H44ZM212 243V242H211ZM235 243H233V244H235ZM255 243H257V242H255ZM17 244V243H16ZM39 244V242L37 243V245ZM48 244V243H47ZM55 244H56V242H55ZM259 244V243H258ZM11 245V244H10ZM54 245V244H53ZM52 245V246H53ZM212 245V244H211ZM45 246V245H44ZM52 246L50 247V251H51V248H52ZM259 246H260V244H259ZM11 247V246H10ZM110 247V246H109ZM112 247V246H111ZM119 247V246H118ZM152 247V246H151ZM209 247V246H208ZM214 247V246H213ZM41 248H42V246H41ZM116 249H117V247H115ZM235 248V247H234ZM249 248V247H248ZM263 248V247H262ZM8 249V248H7ZM34 249V248H33ZM113 249H114V247H113ZM122 249V248H121ZM167 249V248H166ZM251 250H252V248H251ZM6 251V250H5ZM22 251V250H21ZM113 251V250H112ZM116 251V250H115ZM121 251V250H120ZM210 251V250H209ZM236 251V250H235ZM258 251V250H257ZM256 251V252H257ZM23 252V251H22ZM49 252V251H48ZM68 252V251H67ZM71 252V251H70ZM183 252V251H182ZM263 252V251H262ZM30 253V252H29ZM28 253V254H29ZM40 253H42V252H40ZM39 253V254H40ZM115 253V252H114ZM128 253V252H127ZM21 254V253H20ZM129 254V253H128ZM258 254V253H257ZM32 255V254H31ZM46 255V254H45ZM48 255V254H47ZM69 255V254H68ZM263 256H264V254H262ZM2 256V255H1ZM38 256V255H37ZM42 256V255H41ZM262 256V257H263ZM19 257V256H18ZM24 257V256H23ZM26 257H28V256H26ZM47 257V256H46ZM75 257V256H74ZM123 257V256H122ZM237 257V256H236ZM30 258V257H29ZM28 258V259H29ZM32 258V257H31ZM43 258V257H42ZM73 258V257H72ZM196 258H198L200 261H199V263H196ZM234 258V257H233ZM261 258V257H260ZM24 259V258H23ZM153 259V260H154ZM235 259V258H234ZM26 260V259H25ZM39 260H40V257L39 258H37V259H35V262L34 263H38L39 262ZM104 260V259H103ZM262 260V259H261ZM29 261V260H28ZM41 261V260H40ZM43 261H45V260H43ZM46 262V261H45ZM63 262V261H62ZM73 262H74V260H73ZM103 262V261H102ZM151 262V261H150ZM149 262V263H150ZM223 262V261H222ZM221 262V263H222ZM12 263L13 264H17V262L16 261H12ZM106 263V262H105ZM104 262H103V264H105ZM177 263H179V262H177ZM231 263V262H230ZM20 264V263H19ZM22 264H24V263H22ZM220 264V263H219Z\"/></svg>",
  "mask_w": 264,
  "mask_h": 264
}]
</instances>
